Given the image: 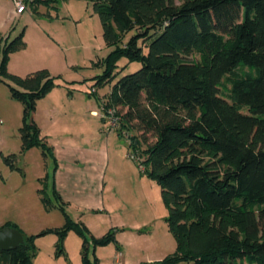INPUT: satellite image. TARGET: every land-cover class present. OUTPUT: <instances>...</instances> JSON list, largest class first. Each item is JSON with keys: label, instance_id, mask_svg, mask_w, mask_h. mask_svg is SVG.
Masks as SVG:
<instances>
[{"label": "trees", "instance_id": "1", "mask_svg": "<svg viewBox=\"0 0 264 264\" xmlns=\"http://www.w3.org/2000/svg\"><path fill=\"white\" fill-rule=\"evenodd\" d=\"M179 1L94 0L104 43L113 47L95 86L111 84L121 58L141 65L112 84L102 121L129 142V157L161 190L176 250L160 264H264V0ZM49 3L56 11L57 0L30 1ZM23 39L21 32L0 47V81L13 85L6 84L10 98L23 108L19 155L3 157L12 169L33 148L54 156L33 116L58 78L46 69L24 77L6 71ZM42 180L44 210H60L65 223L22 234L0 264H32L35 241L47 235L57 238V258L70 231L82 238V264H99L88 259L89 230L66 214L48 175ZM116 232L90 240L106 246Z\"/></svg>", "mask_w": 264, "mask_h": 264}, {"label": "rangeland", "instance_id": "2", "mask_svg": "<svg viewBox=\"0 0 264 264\" xmlns=\"http://www.w3.org/2000/svg\"><path fill=\"white\" fill-rule=\"evenodd\" d=\"M30 1L27 0L24 14L0 29V47L21 32L24 34L25 47L9 55L6 71L24 77L46 69L58 78L56 87L38 101L34 120L46 131L52 117L48 106L56 101L61 117L58 125L65 123L68 135L78 145L77 151L69 155L56 150L61 167L56 157L49 154L45 157L40 148H33L19 157L17 169L10 168L3 157L19 155L18 131L23 108L10 98L6 84L13 85L0 81V229L9 223L24 236H31L45 229L60 228L65 223L64 215L58 209L45 211L36 190L41 188L40 182L47 174L54 182L58 167L66 178L76 169L81 177L78 184L81 190L71 193L67 183L64 200L61 199L70 202L64 206L69 218L84 224L90 232L88 259L92 262L97 259L99 264H160L176 250L165 221L168 211L161 190L140 172L143 170L139 169L140 162L129 157L132 154L129 142L115 130L107 131L108 122L102 121L101 105L105 108L112 84L141 65L121 58L111 84L96 87L95 81L103 75L113 47L104 43L94 0H57L56 11L53 4L30 5ZM174 2L180 4L179 0ZM11 5L10 0H0L1 19ZM41 175L39 182L37 178ZM110 230H117L115 242L94 247L90 236L101 238ZM37 240V255L32 263L38 264L49 254L55 257L54 235ZM81 248L82 238L70 231L63 242L64 254L57 258L68 264H82Z\"/></svg>", "mask_w": 264, "mask_h": 264}, {"label": "crops", "instance_id": "3", "mask_svg": "<svg viewBox=\"0 0 264 264\" xmlns=\"http://www.w3.org/2000/svg\"><path fill=\"white\" fill-rule=\"evenodd\" d=\"M21 15H18V16L15 15L13 5H11V8L2 17V19L0 18L1 19L0 20V29H1V27H6L10 21L15 20V18H17ZM57 104L58 103L56 101H54V102H52L51 106L50 105L48 106L52 117H50L48 127L45 128L46 131H43L41 129V127H39V126L38 127H39L40 132H41L40 137L44 138L46 140V142L53 147L54 156L58 160V164H59L58 166L61 167L59 158L57 157V154H56L57 151H59L60 153H68V155H69L70 152H76L77 151L76 149H77L78 144L76 143V141L74 139L70 138V135H68L69 127L65 123H61L60 125H58V122H59L61 117H60V111L58 109ZM36 109H37V106H36ZM91 112H94V111H91ZM33 118H34V116H33ZM56 134H58L57 138L54 137ZM83 139H86V138L83 137ZM68 155H66V157ZM59 167L55 173L54 182L52 183L50 178H49L48 182H49V186L51 187V185H53L55 190L58 192L60 197L63 199V197H65V193H66L65 188H66L67 183H69L68 187H71V189H72L71 193H73V191L79 192L81 190V188L78 186V184H81L80 183L81 177L78 174L79 171L75 169V170H73V175H71L69 172L68 178H66L65 174L63 172L59 171ZM42 177H43V175L39 176L37 179H41ZM48 177H49V175H48ZM68 187H67V190H68ZM38 189H40V188H37V190ZM68 193H69V190H68ZM64 203H65V205H67V204L70 205L69 200L67 202H64ZM49 229H53V228H49ZM40 240L41 239L37 240L36 243L39 244ZM54 243H55V240H52L51 244L54 245ZM119 256L120 255H118L116 257V259ZM32 264H36V262H33ZM38 264H68V263H66L62 258H55L52 254H49V255H46V257H44V259L39 261Z\"/></svg>", "mask_w": 264, "mask_h": 264}, {"label": "water", "instance_id": "4", "mask_svg": "<svg viewBox=\"0 0 264 264\" xmlns=\"http://www.w3.org/2000/svg\"><path fill=\"white\" fill-rule=\"evenodd\" d=\"M23 242V236L17 229L4 227L0 229V253L15 250Z\"/></svg>", "mask_w": 264, "mask_h": 264}, {"label": "built area", "instance_id": "5", "mask_svg": "<svg viewBox=\"0 0 264 264\" xmlns=\"http://www.w3.org/2000/svg\"><path fill=\"white\" fill-rule=\"evenodd\" d=\"M13 8H14V13L15 15H21L26 11L27 8V3L25 0H10ZM109 117L107 118L109 121L110 127L115 126V117L112 115V112L109 111Z\"/></svg>", "mask_w": 264, "mask_h": 264}]
</instances>
